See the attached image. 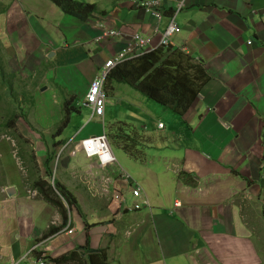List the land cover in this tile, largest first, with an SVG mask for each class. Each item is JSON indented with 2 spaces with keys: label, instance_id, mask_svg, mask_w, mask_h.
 <instances>
[{
  "label": "crops",
  "instance_id": "1",
  "mask_svg": "<svg viewBox=\"0 0 264 264\" xmlns=\"http://www.w3.org/2000/svg\"><path fill=\"white\" fill-rule=\"evenodd\" d=\"M0 1L9 5L0 28L18 60L15 72L29 82L20 92L25 103L17 127L35 158L30 179L23 178L27 150L16 147L21 161L14 140L0 139V264H34L43 256L47 264H89V252L102 250L107 264H264L256 226L264 219V0H185L179 10L178 0H163L160 22L133 0H82L106 11L91 21L103 16L126 36L150 35L149 49L161 46L175 17L180 30L171 46L202 63L211 79L183 115L160 108L159 119L158 102L143 104L144 95L124 83L107 90L103 117L84 104L98 71L125 48L124 37L99 40L102 28L63 13L51 0ZM57 85L72 99L60 131L54 127L64 114ZM124 126L125 144H136L124 155L129 169L113 153L151 206L120 215L111 196L94 197L82 183L80 172L97 161L83 150L73 153V145ZM107 172L131 205L117 167ZM37 177L56 180L76 203L57 189L62 210L46 201L31 185ZM51 226L55 231L43 238ZM71 252L74 260L56 262Z\"/></svg>",
  "mask_w": 264,
  "mask_h": 264
},
{
  "label": "trees",
  "instance_id": "2",
  "mask_svg": "<svg viewBox=\"0 0 264 264\" xmlns=\"http://www.w3.org/2000/svg\"><path fill=\"white\" fill-rule=\"evenodd\" d=\"M51 1L63 13L74 16L82 21L93 18L96 12L106 14V11L99 9L95 3L82 0ZM0 3L3 2L0 1ZM8 8L9 5L1 6L0 14L5 13ZM45 69L42 68V70ZM0 77L1 81L6 85L8 93L7 101L9 104L6 107L7 116L0 122V127L11 130L12 134L16 138H19V140H22V142H28V139L21 134L17 127V120L22 115V105L25 101L22 102L18 92L13 90L14 75L10 73L7 75L1 61ZM210 79L211 76L202 63L193 61L190 56L172 46H160L117 63L107 75L105 89L107 92L115 83H124L142 95L168 106L174 113L183 115ZM57 87L62 93V107L64 108L65 115L63 126L66 127L68 123L66 112L72 106V99H67L63 88L59 87V85ZM63 126L60 127L59 125L58 131L64 128ZM122 129L123 127L117 129L120 134ZM134 145L129 146L125 144L124 149L131 152L134 149ZM23 152L25 153L26 151L23 149ZM26 155L31 162L29 164H32V169L34 170L33 163H35V158L33 153H28L27 151ZM186 176L184 173L180 174L183 180H186ZM31 185L40 192L46 201L58 206L60 210H62L64 203L54 189H57L64 199L68 200L67 202L76 203L74 197L64 186L58 184L56 180H54L52 185L45 179L37 177ZM54 231L55 228L51 226L42 237L45 238ZM89 253V264H107L105 251H90ZM75 257V253L71 252L68 255L57 258L56 262L74 260Z\"/></svg>",
  "mask_w": 264,
  "mask_h": 264
},
{
  "label": "built area",
  "instance_id": "3",
  "mask_svg": "<svg viewBox=\"0 0 264 264\" xmlns=\"http://www.w3.org/2000/svg\"><path fill=\"white\" fill-rule=\"evenodd\" d=\"M135 2L138 7L141 6L146 12L152 14L157 22L161 21L163 17V11L161 10L163 0H134L133 5ZM184 5L185 0H178V10ZM174 18L175 17L172 18L171 22L168 24L162 34L160 45L163 47H170L171 37L180 30ZM155 31L158 32V27L155 29ZM108 37L111 39H122L124 37V39L127 40V43L123 50L111 56L104 63L95 78L91 81V84L85 95L84 104L92 109L93 115L99 117H103L107 103L105 83L110 70L115 67L117 63L150 50L149 42L152 39L150 35H144L140 32L126 36L121 29H110ZM248 43H251V40H249ZM158 127L163 128L164 123L159 122ZM79 150H83L87 157L94 158L97 161L95 165H91L87 169L80 172V179L92 196L101 198H108L111 196V201L116 202L118 209L121 210L120 215H122L127 210H141L145 207L151 206L150 199L144 192L143 188L139 185L137 180L129 171L119 166L118 160L113 153L107 133L93 135L78 141L74 144L73 153ZM113 166L117 167L120 179L127 187L131 189L130 192L134 198V201L131 205H127L126 195L124 193H119L117 180L107 172V169ZM28 194L30 196H35L38 193L37 190L28 189ZM175 204L180 205L181 202H176ZM11 264L20 263L13 261ZM34 264H47V261L43 256L37 259Z\"/></svg>",
  "mask_w": 264,
  "mask_h": 264
},
{
  "label": "rangeland",
  "instance_id": "4",
  "mask_svg": "<svg viewBox=\"0 0 264 264\" xmlns=\"http://www.w3.org/2000/svg\"><path fill=\"white\" fill-rule=\"evenodd\" d=\"M7 1L9 2V0H7ZM5 5H8V3L7 2L0 3V9H1V6H5ZM134 5L138 7V5L136 4V2H135ZM97 7H99V6H97ZM101 17H103V16H98V20H96V21H91L92 19H94V17H93V18H89V19H87V20H85L83 22H87L89 24H92L95 28H98V29L102 28L103 29L102 30V33H100L97 38L98 39H101L102 38L103 40L104 39L107 40L108 39V33H109V30H110V27L108 26L107 22H102L100 20ZM1 27H3V29L0 28V59H1L0 61H1L2 66L4 67L5 72L7 73V75L9 73L12 74V75H14V78H13V90L15 92H18L19 97H20L21 96L20 95L21 94L20 93L21 90L22 89H25V87L29 84V82H25L24 80H21L19 78V76L16 74L15 71H16V67L18 66V60H17L16 56L13 53V48L11 47L12 44L10 43V39L7 38L6 33L4 32V26L1 25ZM130 94H132V93L130 92ZM0 95H1V101H0V122H1L7 116L6 107H7V105H9L8 104V101H7V98H8L7 88H6V85L1 81V77H0ZM143 97L140 98V99L142 100L143 104H145V105H147V103H150L152 101V99H144ZM107 99H108V95H107ZM23 101L24 100H22V102ZM113 102H114V100H113ZM117 102H118V100H117ZM119 102H120V100H119ZM114 103H116V102H114ZM156 104H157V106H159V108L157 110L156 109H153V108L152 109L157 114V118L158 119H159V116H160V108L162 109V112L161 113L164 114V115H165V111L166 112H169L170 111V113H171V109L168 106H165V105H163L161 103H156ZM118 106L121 107V103H120V105L118 104ZM124 109L128 110V112L130 111L128 108H126V106H124ZM124 109H123V111H124ZM64 116L65 115L63 114V116L61 117V119L57 123H54V127L56 129H58V126L59 125H60V127L63 126V122H64V119H65ZM117 120L118 119H116V122H117ZM127 124L128 123H126V125ZM157 126H158V124H157ZM124 128H125V126L123 127V131H121V134H120V132H118V130L117 131L116 130L114 131V130H111V129L106 130V133H107V136L109 138V142L111 144V147H112L113 152L115 153V155L117 156V158L119 159V161L127 169H129L128 166H127V164H128L127 163V160H126V158L124 156L125 154L127 156V153L126 152H128V151H126L124 149V145L126 143L125 142L126 139H124L125 138V135H124V133H122V132H125L124 131ZM152 128H153V124H150L149 129L152 130ZM159 129H161V128H159ZM12 133L13 132L11 130L2 129L0 127V139L4 135V136H10L11 139L14 140V142L10 141V143L12 144V147L14 149L13 150L14 151V154H15V156H16L17 159H20L22 161L23 160V157H21L20 153H17V150L16 149L17 148H20V149H23L24 148L25 150L28 151V153H31L32 150L30 148V143H29L30 141L24 143V142H22V140H19V138H16ZM103 133H104V129H103ZM71 135H73V133H71ZM68 144L69 145H72L73 143H72V141H70V142H68ZM127 144H129V143H127ZM134 146H136V144ZM18 156H20L21 158L18 157ZM27 161L29 163H31L28 160V158H27ZM21 165L24 168H26L24 166V162ZM28 167L29 168L26 169V171H28V172L25 171L24 172V177H23V178H26V179L27 178L30 179L29 176L31 175V172H32V164H28ZM1 169L2 168L0 166V176L2 177L3 172L1 171ZM259 224H263V226H261V228H260V225ZM256 226H258V228L260 229V231H259L260 233H258V234L261 237L260 240H261L262 250H263V254H264V219H260L259 218V223H257Z\"/></svg>",
  "mask_w": 264,
  "mask_h": 264
},
{
  "label": "water",
  "instance_id": "5",
  "mask_svg": "<svg viewBox=\"0 0 264 264\" xmlns=\"http://www.w3.org/2000/svg\"><path fill=\"white\" fill-rule=\"evenodd\" d=\"M6 190H7V192H8L9 194H11V191H12V190L14 191V189H13L12 187H8Z\"/></svg>",
  "mask_w": 264,
  "mask_h": 264
},
{
  "label": "bare ground",
  "instance_id": "6",
  "mask_svg": "<svg viewBox=\"0 0 264 264\" xmlns=\"http://www.w3.org/2000/svg\"><path fill=\"white\" fill-rule=\"evenodd\" d=\"M175 20V19H174ZM176 22V21H175Z\"/></svg>",
  "mask_w": 264,
  "mask_h": 264
},
{
  "label": "clouds",
  "instance_id": "7",
  "mask_svg": "<svg viewBox=\"0 0 264 264\" xmlns=\"http://www.w3.org/2000/svg\"><path fill=\"white\" fill-rule=\"evenodd\" d=\"M173 47V46H172ZM74 146V145H73Z\"/></svg>",
  "mask_w": 264,
  "mask_h": 264
}]
</instances>
